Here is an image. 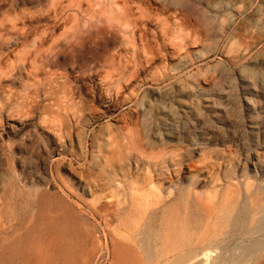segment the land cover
I'll use <instances>...</instances> for the list:
<instances>
[{"label": "rangeland", "instance_id": "374dc122", "mask_svg": "<svg viewBox=\"0 0 264 264\" xmlns=\"http://www.w3.org/2000/svg\"><path fill=\"white\" fill-rule=\"evenodd\" d=\"M197 178L216 221L264 219V0H0V264H125L120 186L142 183L143 228L169 232Z\"/></svg>", "mask_w": 264, "mask_h": 264}, {"label": "bare ground", "instance_id": "6f19581e", "mask_svg": "<svg viewBox=\"0 0 264 264\" xmlns=\"http://www.w3.org/2000/svg\"><path fill=\"white\" fill-rule=\"evenodd\" d=\"M101 15H103V14H101ZM122 27L124 29V26H122ZM127 38H130V37H127ZM127 38H126V40H127ZM129 42H131V41H129ZM131 45H128V46H131ZM109 74H111V73H109ZM108 76L106 78H108ZM109 78H111V77H109ZM113 79L114 78L112 77L111 81ZM117 80H118V78H117ZM165 109L161 110V114L163 115V117L166 116L167 111H165ZM161 127H162L161 128L162 131H160L159 135L162 138L160 137V139H158V143L160 145L156 144L157 141L154 145H156V146L158 145V146L163 147L166 145V142H165L166 141V134H165V132L168 131V129L165 125H163ZM127 128H128V126H127ZM83 129H86V128H83ZM119 129L122 130L121 127ZM117 130H118V128H117ZM139 130L140 129H138V131ZM133 132H135V131H133ZM136 132H137V129H136ZM139 133H134V134H137V135H133L136 138H134V137L132 138V136H131V140L133 141V142L131 141V143H133V146H135V147L140 146L141 143H142V145L147 144V143H145V144L143 143L144 137H142L143 139H140L141 136L139 138V135H141V133L140 134ZM122 134H123L122 132H120V133L118 132V134L110 136V138H108V139H110L108 141H109V143L112 144L113 149L116 145L121 143L123 136L125 138H127L126 136L128 135V133H127V135L125 134L126 136L125 135L122 136ZM137 136H138V138H137ZM129 139L130 138H128L126 140H129ZM81 141H82V139H81ZM125 142H128V141H125ZM125 142L123 144L126 145ZM135 147H134V149H135ZM150 147L152 148L151 145H150ZM98 150L99 151L96 155V158H94L97 161V163L94 166L96 168L100 169L107 164V158L102 153V150L100 149L99 146H98ZM122 153H124V152H122ZM165 155H166V153H165ZM158 158L160 159L161 156ZM68 181L73 183L75 186L82 187L83 185H85V182L77 175V173L75 174L74 172H71V174L68 178ZM205 182H206V180L202 179V178H197L195 181H192V183H190L191 189H188L187 192L182 193L176 201L172 202L171 205L168 206L170 209L174 210L177 207V205L179 204L180 209L182 208V211L186 213L185 217H187L186 219H184V225H181L180 223L178 225L179 221H176V223L174 224L173 220H172L171 222L173 223L172 226L174 228L169 232H166L164 230L165 229L164 227H163L164 229L162 228V226L165 225V224L163 225V223H162V226L159 230H155L156 227L154 228V226L152 225V222H151L152 214L151 213H155L156 210H155V208L153 209L154 204H153V202H151L152 201L150 198L151 195L149 193H147V191H143V189L137 188L138 190H135L133 188V185L137 184V183H132L128 187V190L123 186V184L121 185V183H120L121 191H119L120 193H118V194L116 193V196L118 198L117 200H119L118 205H120L119 206L120 207L119 210L121 211L120 213H122L123 217H125L124 221H122L123 223L120 226H123L124 229L126 230V232L129 234V237L123 236L124 240L127 243L125 242L123 244V248H124V251L126 252V255L124 256V259L122 261H124L125 264H233L235 262H237L238 264H247L248 260L251 261L252 258H253L252 260H254V256L257 257L256 254L253 255L252 249L257 248L258 250H260V252L264 251V239L261 238L262 235L264 234V219L260 218L256 221V225H254V227H250L249 229H244L243 223H245V218L242 220V222H239V220L241 219L240 218L241 214L239 216L236 215L237 217H232V212L234 210V207L229 204L230 207H228L227 210H226V208H227L226 207L225 212L224 211L222 212L224 214L218 219V221H216L218 217L215 218V213L219 212V208H218V206H215V202L213 201L215 199V197H210L209 193L202 191ZM137 185L139 187H141L142 183H138ZM148 186H151L152 189L154 188L153 185H151V184H148ZM143 188H145V187H143ZM146 189L149 190L148 188H146ZM155 189L157 190V194L163 193L162 188L155 187L154 191H155ZM150 193H151V191H150ZM155 196H156V194H155ZM155 196L153 198V201L155 199H157V201H154L155 203L159 204V203H161V201L164 202V200L161 198V195H160V198L162 200H159L157 196H156L157 198H155ZM149 198L151 201L148 200ZM259 203L260 204L257 203L258 206L256 209V211H258V212L261 211V209H262V207L260 206L262 204H261V202H259ZM257 204H255V205H257ZM158 206L160 207V204ZM170 209H169V211H170ZM147 210H149L151 212L150 213L148 211L151 214V215H148V216H151L150 217L151 219H149V217H148L149 221H147L146 225H144V227H145V229H144L143 225H142L143 223H141V222H144L143 220L145 219V217L143 216V218H142L143 220L141 221L138 216L142 217V215L148 214V213H146ZM182 211H181V213H182ZM258 212H255L253 215L258 216V214H259ZM139 213H141L142 215H140ZM181 215L179 214V216H181ZM257 216H255V217H257ZM175 218H177V217H175ZM254 219L256 220L257 218H254ZM230 220H235V222H233L234 225H232ZM215 221H216V223H215ZM218 222L222 226H228V225L233 226L235 228V231H238L235 238L241 236V238H240L241 240L239 241L240 243L237 244L236 248L239 249L238 251L242 252L241 256L238 257V255L236 256V255L225 254V252H231V250H228L229 245H230L229 240H232L235 238H231L228 240L227 236L222 231L223 227H220V228H219V226L217 227ZM247 222H248V220H247ZM252 222H253V217H252ZM182 224H183V222H182ZM253 224L251 226H253ZM154 225H156V224H154ZM169 225H170V223H169ZM257 249L255 252H257ZM223 251H225V252L223 253ZM233 252H234V249H233ZM262 254H264V253H262ZM258 256H260V254H258ZM250 264H251V262H250Z\"/></svg>", "mask_w": 264, "mask_h": 264}]
</instances>
